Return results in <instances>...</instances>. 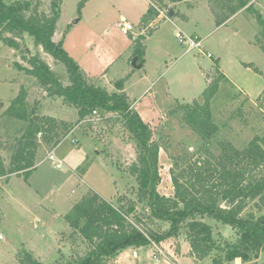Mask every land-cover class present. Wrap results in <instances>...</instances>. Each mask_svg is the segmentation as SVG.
Masks as SVG:
<instances>
[{"label":"rangeland","instance_id":"374dc122","mask_svg":"<svg viewBox=\"0 0 264 264\" xmlns=\"http://www.w3.org/2000/svg\"><path fill=\"white\" fill-rule=\"evenodd\" d=\"M4 1H29L33 11L52 14V0ZM241 1L244 0H187L178 4L180 12L173 16L170 11L175 6L159 4L165 15L152 26H137L144 33L149 27L155 28L151 35H146L150 36L145 42L146 64L141 68L133 67L131 79L139 88L132 98L134 106L139 101L143 103L157 96L151 99L159 110L140 116L149 122L153 139L161 145V182L158 186L161 194L174 195L171 171L175 162L184 165L188 160L200 157L214 160L224 144L244 149L256 135H264V75L259 72L264 71V51L257 41L260 37L264 43L263 26L247 7L238 9ZM131 2L133 0H60L61 21L57 23L54 40L63 39L64 46V34L70 30H73V37L79 44L87 39L96 41V35L100 34L106 37L105 46L115 43L120 51L128 35L122 33L115 22L121 13L128 17L134 14ZM191 3L196 4L193 10ZM250 3L262 12L264 19V0H250ZM190 8L192 20L184 24L182 13ZM107 27L111 30L110 35L104 33ZM181 33L200 35L204 40L203 51L194 49L186 52L187 45L181 40ZM4 35L10 36L11 33ZM16 41L19 49L8 46L0 37V153L7 167L29 124V121L14 118L8 113L12 100L17 96L26 94L25 102L30 111L35 112V118L53 115L73 124L78 120L74 106L62 97L48 95L37 78L28 73L30 64L26 58L38 56L67 85L70 80L65 64L46 52L27 33L16 37ZM82 48L79 46L76 51L81 52ZM134 49L135 42L132 53ZM241 61L252 66L241 65ZM123 62V59L119 60L122 65ZM221 65L233 83L222 74ZM212 83L218 86L211 100V112L219 130L212 138L204 140L183 120L180 104L196 101L204 104V92ZM241 86L249 87L253 95L262 93L250 100ZM61 139L55 146L54 140L48 142L39 135L36 165L31 175L26 178L23 174H11L0 178V233L4 236L0 239V264H33L34 261L56 264L75 253L84 254L88 244L80 236H72L73 230L67 224L65 214L83 195L92 192L100 193L115 205H119L121 196L125 202L134 200L136 214L143 217L148 232L163 234L168 231V222L151 218L146 202L137 201L134 190L137 183L129 172L137 153L135 143L122 122L108 124L98 118L84 120ZM53 150L60 160L48 156ZM58 162H61V168H57ZM205 220L214 227V238L220 244L225 240L235 242L238 239V234L229 224L212 218ZM159 245L175 264H213V257L222 253L215 250L205 260L196 259L191 255L186 228ZM125 250L129 251L122 254ZM154 250L151 243L137 249V257H132L135 252L127 248L110 264H151ZM262 263L264 251L258 258V264ZM225 264L244 262L236 258Z\"/></svg>","mask_w":264,"mask_h":264},{"label":"trees","instance_id":"16d2710c","mask_svg":"<svg viewBox=\"0 0 264 264\" xmlns=\"http://www.w3.org/2000/svg\"><path fill=\"white\" fill-rule=\"evenodd\" d=\"M249 2L241 1L238 9L247 7L256 16L263 26L261 34L264 36L262 13ZM159 14L154 4H150L142 18V28ZM60 15V0H52L51 15L39 13L36 9L33 11L29 1L6 3L0 0L2 40L19 49L16 37L27 33L46 52L62 61L69 73L67 85L38 56L26 58L30 64L27 71L37 78L48 95L64 98L77 109L78 114L74 124L53 116L35 118V112L30 111L25 102V93L14 98L8 108L9 115L27 120L29 124L8 167L0 153V178L11 174H23L26 178L31 175L36 165L39 135L45 141L54 140L57 146L62 136L66 137L84 120L98 118L108 124L122 122L135 143L137 153L129 167L137 183L134 189L137 201L146 202L151 218L168 222L170 228L163 234L148 232L143 217L136 214L134 200L125 202L121 196L119 205H115L98 192L88 193L65 214V219L73 230L72 236H80L89 248L84 254L75 253L56 264H110L124 249L140 248L152 242L159 245L178 236L182 228L187 229L191 255L198 260H205L215 250H220L222 253L213 257V264H225L236 258H241L244 264H258V258L264 251V135H256L244 149L224 144L214 160L200 157L188 160L184 165L175 162L171 171L174 195L161 194L158 190L161 145L153 139L151 125L142 120L124 91L127 78L116 81L119 92H110L105 87L89 83L79 64L64 48L63 41L54 40ZM154 29L149 27L145 34L134 40V55L139 60L145 55L143 41ZM259 38L257 41L264 51V43ZM245 65L252 66L251 63ZM217 91V84L212 83L204 92V104L198 101L180 104L183 120L204 140L212 138L219 130L211 112V100ZM262 94L264 96V90ZM206 218L229 224L238 234V239L235 242L225 240L220 244L214 238V227ZM33 264L39 262L34 261Z\"/></svg>","mask_w":264,"mask_h":264},{"label":"crops","instance_id":"0c3cea01","mask_svg":"<svg viewBox=\"0 0 264 264\" xmlns=\"http://www.w3.org/2000/svg\"><path fill=\"white\" fill-rule=\"evenodd\" d=\"M185 1H187V0H133V2H131V5L135 11L134 14L131 17H128L125 13H121L116 18V22H115V26L118 28H119L118 24L123 22V21L132 23L134 25V30L130 32L132 35L130 33L127 34L128 36L126 37V44H125L124 48L122 47V49L120 50L121 52H123L122 54L118 50L115 43H112V44H109L108 46H105L103 42L105 41L106 37L100 36V34L98 36L96 35V41L95 40L93 41L92 39H87V40H85V42L79 44L77 41V38L73 37V34H72L73 30L72 31L70 30L67 35H66L67 31L64 34V46L67 48L66 50L72 54L75 61L79 64V66L83 70L86 78L89 81L102 83L101 85L106 86L110 92H119V88L116 86V81L123 79V78H127L125 83H124V91L128 94L133 108L135 110H137L142 117L148 116L149 114L159 110L157 108L156 103H154V100L151 99V98L155 99V98H157V96H155V97L150 96L151 97L150 99H147L143 103L139 101L138 104L135 106H134V103H132L133 95L136 92V89L138 88V86H136L134 80L131 79V77H132L131 73H132L133 67H135V66H133V61H134V58L136 57L134 55V53H132L131 51L134 48V40L136 38H138L140 35L145 34L144 32L139 31L137 26L142 23V18L145 15V13L147 12L148 8L150 7V4H154L158 8H160L159 4L161 6L166 5L167 3L170 6L173 5V6H175V8L171 11L174 12L173 15H176L178 12H180V10H178L179 9L178 4L180 2H185ZM170 3H172V4H170ZM208 5H209V3H208ZM190 7L195 8L196 4L191 3ZM208 7H211V6H208ZM191 8H190V10H187L186 12L182 13L183 19H184L183 20L184 24H188L190 22V20H192V14L190 12ZM193 8H192V10H193ZM160 9H162V8H160ZM162 11H163V9H162ZM171 11H170V13H171ZM173 15H171V16H173ZM160 17H161V13L152 22H150V24H148V25L152 26L156 20L160 19ZM140 27H142V26H140ZM183 27L185 29H187L185 26H183ZM109 32H111V30L108 29V27H107L106 30L104 31V33H108V35H110ZM190 36L199 37L200 35L190 34ZM149 37L150 36L146 37V39L144 40V44ZM79 46L83 47L81 52L76 51L79 48ZM145 53L147 54L146 44H145ZM208 54H211V53H208ZM145 56L143 57L142 60L138 59L137 64H139V65L141 64V66L137 67V68H141V67L145 66V64H146V57ZM211 56H212V54H211ZM122 59L124 61L123 65L119 63V60H122ZM219 59L221 62V57ZM245 63H249V62L244 61V62H242L241 65L244 64V66H245ZM221 70H222V74L229 81H231L233 83V81L230 79L231 77H228V74L225 72L222 65H221ZM259 72H261L262 75H264V71L261 70ZM110 74H111V77H109ZM145 81H146V77H144V79H143L144 83H145ZM96 84H97L96 86H99L98 83H96ZM241 87H242V91L248 95L250 100H254L255 98H257L262 93V91L264 89V87H263L262 91L257 96V95H253V93L249 87H246V88L243 86H241ZM147 90L148 89H146L144 93H146ZM148 93L149 92H147V94ZM135 100H137V99H135ZM53 117H55L59 120L69 121L68 119H65V118L56 117V116H53ZM129 249L132 252H135V255H133L132 257H137L138 252H136V251L139 248H129ZM127 251H129V250L123 251L122 254H125Z\"/></svg>","mask_w":264,"mask_h":264},{"label":"built area","instance_id":"2783aa9c","mask_svg":"<svg viewBox=\"0 0 264 264\" xmlns=\"http://www.w3.org/2000/svg\"><path fill=\"white\" fill-rule=\"evenodd\" d=\"M155 6V5H154ZM156 7V6H155ZM160 13L161 16L165 15L164 11H162V9L156 7ZM120 30L122 31V33L124 34H129L131 31L134 30V25L132 23L123 21L121 23L118 24ZM180 38L182 41H184L187 45L186 48V52L192 51L194 49H199L203 51L204 48V40L201 39L200 37L197 36H189V35H185L183 33L180 34ZM208 56H211V54H208ZM51 159L54 160H60L57 158L56 152L55 150H53L52 152L49 153L48 155ZM62 164L61 162L57 163V168H61ZM4 236L0 233V239H3ZM155 246V250L151 256L152 258V263L151 264H175L174 260L169 256V254H167L160 245L152 242Z\"/></svg>","mask_w":264,"mask_h":264},{"label":"water","instance_id":"95a60500","mask_svg":"<svg viewBox=\"0 0 264 264\" xmlns=\"http://www.w3.org/2000/svg\"><path fill=\"white\" fill-rule=\"evenodd\" d=\"M173 11H171V13H170V15H173ZM137 61H138V56H136L135 58H134V61H133V66H135V67H140L141 66V64L139 65V64H137Z\"/></svg>","mask_w":264,"mask_h":264}]
</instances>
